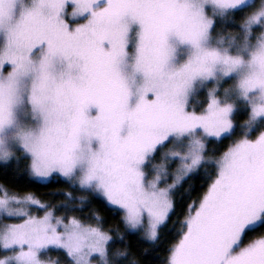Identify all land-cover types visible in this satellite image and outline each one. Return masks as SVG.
I'll list each match as a JSON object with an SVG mask.
<instances>
[{
    "label": "snow or ice",
    "instance_id": "1",
    "mask_svg": "<svg viewBox=\"0 0 264 264\" xmlns=\"http://www.w3.org/2000/svg\"><path fill=\"white\" fill-rule=\"evenodd\" d=\"M10 165L0 264H264V0H0Z\"/></svg>",
    "mask_w": 264,
    "mask_h": 264
},
{
    "label": "trees",
    "instance_id": "2",
    "mask_svg": "<svg viewBox=\"0 0 264 264\" xmlns=\"http://www.w3.org/2000/svg\"><path fill=\"white\" fill-rule=\"evenodd\" d=\"M0 183L8 184L10 187H13L16 190L21 191H32L35 192L38 196H41L42 199L47 201H52L53 203H57L64 199L62 193L58 190L72 191L68 187V185L64 182L63 178L53 177L46 182H29L28 177L23 172H20L17 175L12 174V166H9L7 174L3 171H0ZM188 183L193 184V186L198 185V179L194 176L190 179V181L186 182L184 187L188 186ZM179 191H183L180 189ZM51 193H56L52 195ZM74 195L77 196H85L90 199V203L84 208V213L87 214L90 210L97 212L100 216L104 218L105 226L111 225L113 227L120 226L121 230H123L122 225H120L119 215L110 207L105 206L101 199L93 197L90 193L87 192H75ZM180 211V203L177 204V212ZM168 236L167 229L162 230L161 241L159 242L160 248L163 247V244ZM128 244L131 245V250L139 255V249L145 247L146 245L141 244L134 234H129L125 237ZM122 246V245H121ZM160 248L157 251H160ZM54 258L59 253L53 252L51 254ZM155 253H152L148 256L140 257L142 260H151L152 264H158V261L152 259Z\"/></svg>",
    "mask_w": 264,
    "mask_h": 264
},
{
    "label": "rangeland",
    "instance_id": "3",
    "mask_svg": "<svg viewBox=\"0 0 264 264\" xmlns=\"http://www.w3.org/2000/svg\"><path fill=\"white\" fill-rule=\"evenodd\" d=\"M48 180H50V179H47V180H39L38 182H46V181H48ZM111 207V206H110Z\"/></svg>",
    "mask_w": 264,
    "mask_h": 264
}]
</instances>
